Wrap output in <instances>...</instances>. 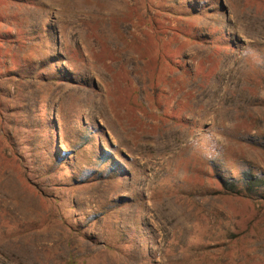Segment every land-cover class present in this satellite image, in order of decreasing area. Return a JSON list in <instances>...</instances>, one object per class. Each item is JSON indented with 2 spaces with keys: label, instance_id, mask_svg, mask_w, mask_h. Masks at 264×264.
<instances>
[{
  "label": "rangeland",
  "instance_id": "1",
  "mask_svg": "<svg viewBox=\"0 0 264 264\" xmlns=\"http://www.w3.org/2000/svg\"><path fill=\"white\" fill-rule=\"evenodd\" d=\"M0 264H264V0H0Z\"/></svg>",
  "mask_w": 264,
  "mask_h": 264
},
{
  "label": "trees",
  "instance_id": "2",
  "mask_svg": "<svg viewBox=\"0 0 264 264\" xmlns=\"http://www.w3.org/2000/svg\"><path fill=\"white\" fill-rule=\"evenodd\" d=\"M249 181H250V183H252V181L253 182H255V181H258L259 179L258 178H256V177H252L251 176V174H249ZM246 181L244 182V184H242L238 189H247V185H246ZM223 186L225 187V188H227V189H229V190H231V191H234L235 193H242V190H237V185H234V184H236V180H234V181H231V183L229 184V183H227V181H224L223 183ZM241 191V192H240Z\"/></svg>",
  "mask_w": 264,
  "mask_h": 264
}]
</instances>
